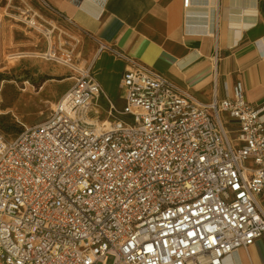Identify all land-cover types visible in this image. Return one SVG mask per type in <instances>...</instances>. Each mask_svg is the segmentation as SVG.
Returning a JSON list of instances; mask_svg holds the SVG:
<instances>
[{"label": "built area", "instance_id": "1", "mask_svg": "<svg viewBox=\"0 0 264 264\" xmlns=\"http://www.w3.org/2000/svg\"><path fill=\"white\" fill-rule=\"evenodd\" d=\"M26 9L72 66L78 39ZM111 51L121 104L81 69L44 121L0 129V264H225L264 238V103L242 81L203 102Z\"/></svg>", "mask_w": 264, "mask_h": 264}, {"label": "crops", "instance_id": "2", "mask_svg": "<svg viewBox=\"0 0 264 264\" xmlns=\"http://www.w3.org/2000/svg\"><path fill=\"white\" fill-rule=\"evenodd\" d=\"M45 1L63 27L83 37L77 51L87 62L85 69L118 104L127 63L111 48L156 69L203 102L232 96L235 83L242 81L247 101L264 103V0H191L188 7L184 0ZM4 38L0 23V69ZM225 264H264V238L240 247Z\"/></svg>", "mask_w": 264, "mask_h": 264}, {"label": "rangeland", "instance_id": "3", "mask_svg": "<svg viewBox=\"0 0 264 264\" xmlns=\"http://www.w3.org/2000/svg\"><path fill=\"white\" fill-rule=\"evenodd\" d=\"M29 7L38 12L41 19L56 23L53 22L57 20L56 13L44 5V0H0V23L3 13L5 19L17 26L12 30L15 42H32L34 39L24 31L26 25L23 12ZM56 24L63 32L70 30L59 21ZM35 34L39 35L37 31ZM40 37L41 43L37 46L17 47L8 52L13 60L11 68H7L4 56L1 66L3 70L0 71V129L6 137H15L25 126L44 121L56 100L72 85L73 77L87 65L85 58L79 54L81 49L76 52L72 66L36 57L37 53L44 54L47 49L46 39L41 34ZM75 37L78 39L77 45L81 47L83 37Z\"/></svg>", "mask_w": 264, "mask_h": 264}, {"label": "bare ground", "instance_id": "4", "mask_svg": "<svg viewBox=\"0 0 264 264\" xmlns=\"http://www.w3.org/2000/svg\"><path fill=\"white\" fill-rule=\"evenodd\" d=\"M1 18H2L1 24L5 28V38H4L5 55L4 56H5V59L7 60V63H6L7 68H11V65L13 63V60H12V58H10L11 57V54H8L9 51H11L12 49L17 48V47L18 48H20V47H27L29 45H35V46H37L38 43H41V39L42 38L40 37V35H36L35 34L36 31H34L33 28H30V27L26 26L25 28L26 29H29L31 31L26 30V29L24 31H26L27 36H30V37L34 38L33 41L32 42H30V41H19V42H15L13 40V34L14 33L12 32V30L15 27H17V26L14 25L13 23L9 22L7 19H5L3 13H2V17ZM17 57H19L18 54H17ZM36 57L46 58L45 57V54H38V53L36 54ZM55 60L58 61V62H60V63H64V64L69 63V64H71V61H69L68 59H65V58H63L61 56H56L53 61H55ZM2 70L3 69H1L0 71H2Z\"/></svg>", "mask_w": 264, "mask_h": 264}]
</instances>
